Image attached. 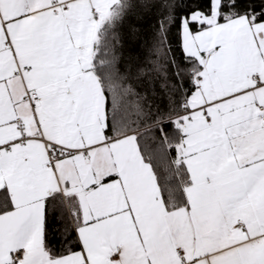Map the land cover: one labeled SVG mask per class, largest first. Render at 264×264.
Instances as JSON below:
<instances>
[{
  "label": "snow or ice",
  "instance_id": "obj_1",
  "mask_svg": "<svg viewBox=\"0 0 264 264\" xmlns=\"http://www.w3.org/2000/svg\"><path fill=\"white\" fill-rule=\"evenodd\" d=\"M0 264H264V0H0Z\"/></svg>",
  "mask_w": 264,
  "mask_h": 264
},
{
  "label": "trees",
  "instance_id": "obj_2",
  "mask_svg": "<svg viewBox=\"0 0 264 264\" xmlns=\"http://www.w3.org/2000/svg\"><path fill=\"white\" fill-rule=\"evenodd\" d=\"M50 239H54V238L51 236V234H50Z\"/></svg>",
  "mask_w": 264,
  "mask_h": 264
}]
</instances>
